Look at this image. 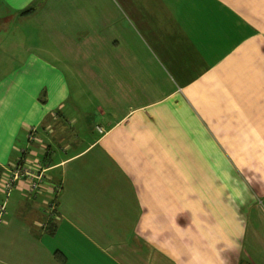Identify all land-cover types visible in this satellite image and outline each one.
<instances>
[{
    "label": "crops",
    "instance_id": "1",
    "mask_svg": "<svg viewBox=\"0 0 264 264\" xmlns=\"http://www.w3.org/2000/svg\"><path fill=\"white\" fill-rule=\"evenodd\" d=\"M0 82V264H264V0H0Z\"/></svg>",
    "mask_w": 264,
    "mask_h": 264
},
{
    "label": "built area",
    "instance_id": "2",
    "mask_svg": "<svg viewBox=\"0 0 264 264\" xmlns=\"http://www.w3.org/2000/svg\"><path fill=\"white\" fill-rule=\"evenodd\" d=\"M98 130L100 132H104V129L102 126H98ZM38 127L32 126L30 128L29 134H28V141L29 143H32L37 138ZM30 148L26 147L21 150V158L18 162H16L12 167L7 168V176L4 181L3 189L6 194V200L3 204L0 206V221L3 220V217L6 213V205L7 201L14 190L16 184L20 180H27L29 182V187L32 192H35L41 188V185L46 177V172L48 170V166H43L42 163L38 160V162L31 166L32 164H29L25 157H22L26 153V151ZM37 161V160H36ZM61 189V185H57L55 187V192H59ZM57 209V202L56 199L51 200L48 204L47 210L49 211L50 215L55 214Z\"/></svg>",
    "mask_w": 264,
    "mask_h": 264
},
{
    "label": "rangeland",
    "instance_id": "3",
    "mask_svg": "<svg viewBox=\"0 0 264 264\" xmlns=\"http://www.w3.org/2000/svg\"><path fill=\"white\" fill-rule=\"evenodd\" d=\"M3 23V22H2ZM1 82H0V87H1ZM4 102H5V100H3ZM0 102H1V100H0ZM3 108L4 107H2V106H0V114H2L3 112ZM14 108V107H13ZM1 116V115H0ZM1 121V120H0ZM97 129H98V127H97ZM99 131V130H98ZM256 148V146L253 148V146L252 145H250L249 147H245L244 149L245 150H249L250 152H254L255 149ZM215 164L213 163V166H214ZM216 165H217V163H216ZM250 165H253V162L251 161L250 162ZM213 173H214V171H213ZM225 173L223 172V171H221V172H219L218 173V171H217V173H216V179H215V181H216V185H218L219 184V180H220V178H221V185H223V175H224ZM234 180V179H233ZM237 181H232V183L233 184H235ZM253 190H254V193L256 194L257 192V189H256V187L255 188H253ZM223 196V195H222ZM254 212H257V210L256 209H254ZM240 219H242L241 218V216H238L237 217V220H240ZM249 220H252V221H256V216L254 215V216H252V218L249 216ZM216 232H217V234H220V231H219V229H217L216 230ZM242 246H247L244 250H242V252H237V251H234V250H232V251H229V250H226V252H228L229 251V253H231L232 254V264H255V260H254V258H253V256L255 255V253H256V251H255V244L254 243H252V242H242V244L240 243L239 245H237V247L240 249ZM247 249V250H246ZM252 249V250H251ZM246 250V251H245Z\"/></svg>",
    "mask_w": 264,
    "mask_h": 264
},
{
    "label": "trees",
    "instance_id": "4",
    "mask_svg": "<svg viewBox=\"0 0 264 264\" xmlns=\"http://www.w3.org/2000/svg\"><path fill=\"white\" fill-rule=\"evenodd\" d=\"M3 201H5V200H3ZM3 204V203H2Z\"/></svg>",
    "mask_w": 264,
    "mask_h": 264
}]
</instances>
